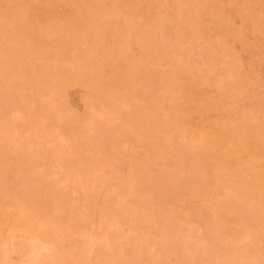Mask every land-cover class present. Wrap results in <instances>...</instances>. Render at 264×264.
Wrapping results in <instances>:
<instances>
[{
    "label": "rangeland",
    "instance_id": "rangeland-1",
    "mask_svg": "<svg viewBox=\"0 0 264 264\" xmlns=\"http://www.w3.org/2000/svg\"><path fill=\"white\" fill-rule=\"evenodd\" d=\"M21 1L25 2L30 8V20L33 23L32 32L36 39H38L36 31L47 29L50 26H56V28H58L60 26L68 27V25L72 23H78V25L89 24V21L85 18L82 11L93 13L97 5V7L100 6L106 9L110 6H114L113 4L116 3L115 6L122 9V12L119 13V9L118 13L120 15L123 13L121 15L122 18L119 17L122 19V25L120 24V26H124L126 21L132 24L134 18L139 21H136V23L140 24V30L146 28L149 23L157 21L156 19H159V17L161 18V16L162 19L164 17L171 18L168 20L164 18L168 23H171V21L177 22V24L179 23L180 29V27L186 26H183L186 23H182V21H186H184L185 18L182 16L192 10H194L195 15H198L196 11L198 9L202 10L204 7L200 5V8H198V3H200L201 0H198L199 2L197 0H116V2L113 0H20V2ZM82 1H85L82 6L83 10H81ZM189 1L193 5H190ZM219 1L220 2H218V0L216 1L219 5L215 3L216 8L218 5L221 7L219 8L222 11L217 8V13H214L216 10L212 7L213 10L210 9L212 10L210 13L203 15V18L205 17L203 21L207 20L204 24L209 22L206 24L207 29L205 28L206 32L209 34L205 32L206 34H204L203 37H199L197 34V37H193L194 33H192L193 35L189 36L193 38L183 35L185 37L184 40L186 37L190 39L182 46L184 64L181 65V70L185 77L176 82V84L179 83L180 85L177 84V86L175 85L176 87L174 86V88L169 90L168 97L164 100V108L160 104H157V110H154L156 106L153 107V109L151 107V109L154 110V114L156 113L158 119L157 123H163L165 125L163 127V132H154L153 136L161 139L164 132H166V135L168 134L170 138L167 142L168 147L165 145H163L165 146L163 147L160 143H164L160 142L158 144V149L155 150L156 155L155 153L153 154L156 158H154V170L151 174L152 178L156 179V182L154 183L151 181L146 186L150 188L154 185H162V187H157L158 192H156V188L155 191L154 188H152L153 191L148 196L150 197L148 201L151 205L148 206L151 209L145 206V212H148L146 213V217L139 216L137 217L138 220H136V216L134 215L135 218L133 219L132 214L130 215L124 207L126 204H122L124 197L127 195L125 187L133 180L136 172H138L137 166L130 160L134 155V149L131 148V145L136 142L139 132L144 134L148 132L146 128L141 130L133 128L132 122H123L122 117H129L135 110L134 106L124 101L122 97H107L118 109L117 113H111L112 111H109V104L107 102L100 99L101 101L97 100L95 103L96 99H98H95V95L97 94L89 91L90 87L88 89L86 85L73 84L68 86L62 98H59L60 94L56 90L46 89L43 94L37 97L39 103L43 102L44 105H42L41 108H39L40 104H37L38 107H35L37 106L36 104L35 106H31V109H28L29 114L26 113V116L18 112L12 113L11 118L14 126L10 129V132L16 136L17 142H6V144L3 145L2 143L5 142H2L1 139L0 145H3L6 153L10 154L14 152L18 141L23 144V146L19 144L20 146L17 148L22 149L21 147H23V151L27 154L23 152L26 156L25 159H27L30 164L33 163V165H31L33 167L32 176L41 177L48 186L50 185V190L52 189L51 192L56 194L55 199L57 198V200H54L55 204L59 206L60 204L63 205L64 201L59 200L62 197L63 200L66 199L64 204L70 205L71 203L73 206L79 207L78 214L81 221L80 225L78 224L79 227L67 231H59L57 237H52L47 234V229L44 226L39 227V229L35 231L31 226L26 225L22 220H25L27 215L19 217V215H17L19 209L16 205L13 204L9 206L8 211L10 215L8 219L0 221V264H66L68 262L67 260L71 259L73 264H158L163 258L166 259L167 264H232L233 261H230L232 256L224 257L227 256L226 250L234 252L233 259L237 258L238 261L240 260V262L236 261L238 264H246L248 259L251 264H264V237L262 242L258 245V247L260 246L256 256L258 261H252L250 257L251 249L249 248L251 238L248 232L250 231L251 233L253 229L249 227L251 231L248 228H242L239 223L241 226L240 228L234 217L235 215H230L232 220L229 223L233 222V228L231 224L228 223L224 225L225 229H223V227V230L221 229V233L224 234L222 236L226 238L224 242H219L217 244L216 242L218 241L211 238L213 235L211 232L209 233L208 228L210 225H205L209 223L210 218V221H213V217H215V219L217 217L216 214L218 212H216V207L218 206H214V203L219 201L217 204L221 206L225 205L224 203L228 204L234 199V196L236 197L235 190L243 187L245 177L249 176L247 170L251 169L249 164L252 157L251 153L249 151H244L243 148L240 145H236V143H234L235 145L226 144L219 133L221 128L223 129V127H226L232 129L236 127L241 119L248 120L251 122L252 126L255 125V127L256 124H262L264 126V0H240V2L236 0L238 4H244L243 7L252 4L253 6L251 5L250 7L254 11L248 10L247 13L246 10L248 8H245L246 10L243 9L242 6H240V8L241 10H245L243 11L244 14L247 13L251 15L250 13H256L258 18L255 15H251L253 16L251 17L245 14L246 16H244L242 11L237 10L239 5L236 6L235 0ZM195 5L197 6L196 9ZM189 6H192V8L190 9ZM193 6H195L194 9ZM185 8L190 9V11L187 9L188 12L185 11L184 13L183 11ZM16 9L17 3L15 0H0V23L7 25L11 21L13 22ZM204 9H206V7ZM179 15L184 20L180 18L181 21H178L180 19L176 21L175 17L177 18ZM110 19L111 18H109V20ZM130 19L132 20L130 21ZM222 19H224L223 22H230H228L230 28L226 31L227 35H225V41L224 39L221 41L222 39L219 38V32L223 25V22H221ZM109 20L104 21L108 22ZM254 20H257V22ZM219 23H221V25ZM214 25L218 26L214 27ZM89 27L91 28V25H89ZM217 28H219V31ZM134 29L136 30L137 28L134 27ZM181 30L183 31L184 29H180V31ZM137 31H139V29ZM184 31L180 32L178 35L181 36V34H184ZM0 32L1 39L4 34L2 32L4 31L1 30ZM9 34L12 37L13 45H17L16 47L21 46V35L15 30L10 31ZM61 35L62 33L60 32L54 33L48 31L45 38L58 39ZM110 37L111 36H108L105 41L99 40L98 43L104 47H117L118 44L110 45ZM175 38L176 37L170 39L169 43L171 44L174 42L173 40H178V38ZM78 39H80L79 35L76 37L75 41ZM2 42L3 41L0 42L2 46H0V50H5L7 46ZM170 44L168 45L172 48ZM168 45V52L170 51L171 56L176 57L177 55L172 52V49L170 50ZM82 47L86 48L88 46L83 44ZM33 48L34 46L31 45V48L28 50L27 61H29L31 57L33 58ZM8 51L9 50H5V52H3L6 53V55L8 54V57L6 55L4 57L3 53L0 55L1 68L12 67L9 66L11 63L6 65L7 59L8 61L12 59V57L9 59V54L12 53L11 55H13V52ZM72 52L78 51L73 49ZM131 54L135 61L141 62V56H143L144 59V49L138 42L132 44ZM207 59L209 61L212 60V62H208ZM213 61H215V63ZM76 62L80 63L81 60L78 59ZM54 65H56V62L53 61V59L49 57H39L35 63V67L36 70L42 71L43 69V71L41 74H39V71H36L38 74H34L37 76L35 77L34 74V76H29L31 80L28 79V81H36V78L39 77L38 75L42 76L44 72L52 71L55 67ZM154 67L162 73L159 78L160 81H165L168 78L167 73L169 72V67L150 65V68ZM48 68H51V70ZM111 73L112 71L109 66H105L101 70L102 77H110ZM32 79L34 81H32ZM25 80L27 81V79ZM99 80L102 81V79ZM0 81L2 83V80ZM110 86L111 84L109 83L105 85L106 88ZM33 87H35V85ZM153 89L154 87L149 85V83L144 81L141 82L140 90L146 94V98L139 102L141 105H151L154 100L152 95ZM89 92H92L95 97L89 96L91 94H89ZM59 99L68 112H66V114L71 117L69 118L71 123L69 120H66V123L70 124L66 126V129L65 126H62V128L59 127V125H62L60 123L62 120H60L58 122L59 125H57V122H54L55 119L49 116L50 108L54 109L57 107ZM51 105L54 106L52 107ZM43 107L45 109L43 110L44 112L41 110ZM45 107H47V109ZM43 113H45L46 117ZM74 117H76V120H80V126L85 125L83 126L85 129L90 127L88 124H91V122L93 123V121L96 120L101 121L102 123L99 124L102 126L100 127L106 131V133L107 131L119 129L121 125L125 123L127 131L132 133V135L131 137H122L125 139H120L117 155L115 154L116 156L113 158L117 163L108 164V167L103 165H99L98 167L96 165L101 163L99 160L101 158L103 159L104 153L102 152L105 151V149L101 150L98 148L102 147L103 144L99 146L97 143V145H93L95 144L92 143L94 141L86 142L87 140H85L86 136H83L84 134L81 135L83 138L79 135L80 138L78 137V139L71 140L70 129L73 124L72 121L75 120ZM77 117L79 119H77ZM91 117H93L92 120H90ZM89 120L90 123H88ZM62 123L65 124L64 120ZM95 127V130L100 129L97 124ZM65 130H69L68 133H66ZM91 133H94V131H91ZM7 134L8 132L0 127V138H3V136L5 137ZM204 135H206V138ZM203 137L205 140L208 139V143H212L213 141L220 142V146L215 149L217 156H225L229 147L234 151L230 160V166L228 165L227 169L219 171L216 177L211 178L212 183L216 184L217 192L213 191V193L215 192V196L213 193L211 194V192H209L208 196L211 194V200L216 198V202L214 203L209 200L210 198H207L209 200L208 202L206 199L202 201V199H199L200 197L192 193L191 190L189 191L188 188L191 184L189 182L190 179L187 177V179H185L184 175L182 176L184 177L183 179L182 177L174 179L171 176L166 177L162 172L164 171L163 169L176 165L175 160L176 158L178 159V157H175V153L177 152L178 143L186 144L190 141L200 142L203 140ZM105 138L107 139V137ZM83 139L85 141H81ZM106 139L104 140V138H102L103 141H107ZM78 141H81L82 144H79L83 145V147H79L78 144L75 146L74 143H78ZM251 141L253 142V140ZM108 142L107 146L112 143V141L110 143ZM105 146L106 143L103 148H105ZM174 148L175 153L172 152ZM159 151L161 152L160 154ZM157 153L159 156H157ZM141 155L145 156L146 151L142 150ZM89 157L93 158L96 162L94 168H92L88 162ZM71 160L76 161L73 162ZM70 161L71 163L73 162L72 165L74 164V167L78 168L81 172L84 171L83 173L93 169L94 175L90 183L93 182L92 186H94L90 191L91 196L89 197V200H93L91 201L93 203L90 207L86 206L87 203L84 198V179H82L84 174L83 176L78 175L74 177L68 169V167L71 166L69 163ZM16 164L17 163H14L15 166ZM110 165H115L114 169L120 168L117 170L119 176L108 175L110 170L108 172L107 170L112 167ZM207 166L209 169L212 167V165ZM236 168L241 169V172H235ZM196 169L197 168L194 167L192 171ZM263 172L264 163L256 162L252 167V173L262 174ZM184 173L186 175L189 171L186 172L185 169ZM193 173L194 172H191L190 175H194ZM19 176L20 179L25 178V176L20 173ZM9 181L11 180L9 179ZM195 189L199 190V187L195 186ZM153 192L155 193L153 194ZM59 194L61 196H59ZM158 194H163L165 201L162 202L163 198L160 195L158 196ZM67 200L70 202H67ZM209 202L214 205H210ZM109 204L112 205L114 209H111ZM132 206L131 209L135 208L134 204ZM106 210H108V212ZM159 213H163V215L170 217L171 223L177 230L174 241L166 239L167 237L165 235L164 237L163 234L161 235L158 231L159 226H157V222L160 220ZM154 214L158 215L159 218H157L158 216L156 215L154 216ZM193 214L194 216L192 217ZM149 215H151V217ZM200 215H205V217L202 218ZM152 217H156L158 221L155 219L154 222V218ZM259 217L263 219L264 216ZM205 220L206 223H204ZM135 222L139 224L136 225ZM235 227L242 229L241 239L239 241L232 235V232L236 230L238 233V229ZM234 228L235 230H233ZM231 230L233 231L231 232ZM228 231L231 233L228 234ZM157 232H159V234H157ZM210 239H212V241ZM136 241L138 242L136 243ZM208 241L211 244H208ZM133 242L137 245L135 246ZM33 243L41 248V250L39 248L40 251L38 250L35 255L29 252L34 246ZM30 244L33 245L31 246ZM206 245L208 247L211 245V247L208 248ZM29 246L31 247L30 249ZM132 246L135 249L132 248ZM246 246L250 251L246 249ZM27 247L29 251L26 250ZM203 247L208 249L209 252H212V254H210V259L207 258L208 256H204L203 259L201 255L203 252L202 249H205ZM25 250L26 252L24 254ZM68 250L70 251L69 254L71 253L70 255H68ZM130 250L135 254H130ZM244 260L246 262H244Z\"/></svg>",
    "mask_w": 264,
    "mask_h": 264
},
{
    "label": "bare ground",
    "instance_id": "bare-ground-1",
    "mask_svg": "<svg viewBox=\"0 0 264 264\" xmlns=\"http://www.w3.org/2000/svg\"><path fill=\"white\" fill-rule=\"evenodd\" d=\"M113 1L116 2V0ZM216 1L217 0H201L200 3H198L199 2L198 1L197 2L198 8H200L199 7L200 5L204 6V7L201 6L203 7L202 10L198 9L199 11L198 10L196 11L198 15H195L194 10H192L194 15L192 14V11H190L192 6L191 7L189 6L190 9L187 8L188 11L190 12H188L186 8L184 11L182 10L184 13L185 11L188 12L184 16L181 15L183 18H185V20L182 19L180 15L177 18L175 17L176 21L177 19L180 18L186 21V22L182 21V23H186L183 26L185 25L186 26L180 27V29L185 30V31L183 30L184 34H181V36L178 35L180 34V32H183L182 30L180 31L179 29V23L177 24V22L174 21L172 22L171 20H170L171 23H168L167 20L171 18L164 17L165 19L167 18V20L165 21L164 18L162 19V16L161 18L159 17V19L157 18L156 19L157 21L153 23H149V25L142 30H140L139 28L141 27L140 24L136 23V21L138 20L134 18L133 20L130 19V21L132 20L134 23L132 22L131 24L129 21L128 22L126 21V24L124 26H120V24L122 25L121 22L122 19H120L119 17H121L123 13L121 15L119 14L122 12L121 11L122 9H120L118 6H115L116 5L115 3L113 4L114 6H110L109 8L106 9H103L100 6L97 7L98 6L97 5L96 8L94 7L95 11L93 13H90L89 11H82L85 15V18L89 21V24L78 25V23H72L69 24L68 27L60 26L58 28H56V26L54 27L50 26L47 29L36 31L38 35L37 36L38 39H36L33 36V32H32L33 23L30 20V13H29L30 8L28 7V5L25 4V2L23 1L20 2V0H15V2L17 3V9L14 13L13 22L11 21L7 25L5 24L3 25V23H0V26L3 28L2 29L0 27L1 28L0 31L1 30L4 31L2 32L4 34L3 37L0 39V42L3 41L2 43L7 46V48L5 47V50H9L10 52H13V55H11L12 53L9 54V59H11L10 57H12V59L10 60L11 62L8 61V59L7 62L5 61L6 65L11 63L9 66L12 67L11 68L0 67V78H1L0 80H2V83L0 81V127L6 132H8V134L5 137L3 136V138H0V140L2 139L1 140L2 142H5L2 144L4 145L6 144V142L7 143L17 142L16 136L10 132V129L14 126V123L11 118L12 113L18 112L21 113V115L23 114L24 116H26L25 114L26 113L29 114L28 109H31V106H35V104L36 105L40 104L39 108H41V106L44 105V103L43 102H42L43 104L39 103L37 97L38 95L43 94L46 89H50V90L54 89V91L56 90L60 94L59 98H62L63 95L66 93L68 86L73 84L86 85L88 89L90 87L89 91H92L94 94L95 93L97 94L95 95L96 96L95 97L92 94V92H89V94L91 93L89 96L93 98L95 97V99L98 98L96 99L95 103L97 102V100L99 101L100 99L102 101L107 102L109 104V111L110 112L112 111L111 113H115V112L117 113L118 109L115 105L112 104L111 101L108 100L107 97H113V96L117 98L122 97L124 101L129 103L131 106L135 107V110L132 112V114L129 117H122L123 122L125 123L132 122L133 128H137V130L146 128V131H148V132L145 131L146 132L145 134L139 132L136 142H134L131 145V148L134 149V155L130 160L133 161L134 164L137 166L136 168L138 172H136L133 180L125 187L127 195L124 197L122 204L123 205L126 204L124 205V207L126 208V211L130 215L132 214L133 219L135 218V216H136V220H138L137 217L139 216L146 217V213L148 212L147 211L145 212L146 209L145 206L149 207L148 205H150V202L148 201L150 197L148 196L153 191L152 188H154V191L156 188V192H158L157 187L159 188L162 187V185L159 186L154 185L156 187L153 186L150 187L151 188L150 189L146 186L151 181H153L154 183L156 182L155 181L156 179L152 178V174H151V172H153L154 170V163H155L154 158H156L155 156H153V154L155 153L156 155L155 150L158 149L159 146L158 144L160 142L164 143V144L160 143V145L162 146L165 145L166 147H168L167 142L169 141L170 138L168 134L166 135V132H164L161 139H158L157 137L153 136L154 132L155 133L158 131L163 132V127L165 126L163 123H157L158 119L156 113L154 114V110H157V104H160L164 108V100L168 97L169 90L174 88L175 85L177 86V84H179V83L176 84L178 80H182V78L185 77L183 71L181 70V65L184 64L182 46L183 44L186 43V41H188V39H190L188 37H191L193 35L192 33H194L193 37H197L196 34L199 37L200 36L203 37V35L207 33L206 24L209 22H206V24H204L205 21L207 20L203 21V19H205V17L203 18V15L210 13V11L213 10L212 7L215 8L214 10H216L215 12L214 11L213 12L217 13L218 11L217 8H219L220 6H218L219 3H217ZM84 2L85 1H82L81 3V10H83L82 6L84 5ZM218 2L220 1L218 0ZM215 3L218 4L217 8ZM235 3L237 4L236 6L239 5L238 9L237 7L236 9L238 11H242V13L243 11L246 10L245 8H248L246 12L248 10H253L250 7L252 4L250 6L245 4L246 7L245 6L243 7L244 4L240 5L242 3L238 4L236 0ZM190 5L193 4L190 3ZM195 6H193V9ZM240 6H242V8L245 10L243 9L241 10ZM205 7L206 9H204ZM196 8L197 6L195 7V9ZM118 10L120 11L119 13ZM247 13L245 14L249 15ZM245 14L244 16H246ZM250 14L257 16L256 13L255 14L250 13ZM109 18H111L110 19L111 21L109 20ZM257 18H253V19H257ZM181 19L178 21H181ZM104 20H109L110 22ZM223 20L224 19H222L221 22H223ZM228 22H223L222 28L219 32L220 33L219 38L222 39L219 40L221 41H223V39L225 41L226 38L225 35H227L226 31L228 28H230L229 27L230 22L229 23ZM255 22H257V20ZM219 24L221 25V23ZM89 25H91V28L89 27ZM215 26L218 25H214V27ZM134 27L137 29L135 30ZM138 29L139 31H137ZM218 29L219 28H217V30ZM12 30L17 31L21 35L22 40L20 42L21 43L20 44L21 46H19L20 48L16 47L17 45H13L12 37L9 34L10 31ZM48 31L54 33L60 32L62 33V35L58 39H47L45 38V36L48 34ZM78 35L80 36V39L75 41ZM183 35H187L188 37H186V39L184 40L185 37ZM108 36H111L110 45L118 44L117 47L116 46L113 48L104 47L98 43L99 40L105 41ZM173 37H176L175 39L178 38V40H173L174 42L170 44L169 43L170 39H173ZM134 42H138L140 46L144 49V59L143 56H141L142 57L141 62L135 61V59H133V56L131 54L132 44ZM83 44H86L88 47L83 48L82 47ZM168 44H170L172 48H170ZM31 45L34 46L33 48L34 55H32L33 58L32 57L31 59L28 58L29 61H27L26 60V58L28 57L27 53L29 48H31ZM167 45L170 48V50L172 49V52H174L177 55L176 57L171 56L170 51L168 52L167 50ZM73 49L77 50L78 52L73 53L72 52ZM5 50L1 49L0 55L3 52H5ZM3 54L5 57L6 53ZM6 56L8 57V54ZM39 57H49L56 62V65H54L55 67L53 68L52 71L49 72L46 71L43 73L42 76L38 75L39 77L36 78V81H34L33 79L32 81L34 82L28 81V79L31 80L29 76H34L35 75L34 73L38 74V72L36 71L39 70H36L35 63ZM78 59L81 60L80 63L76 62L78 61ZM207 61L212 62V60L209 61L208 59ZM213 62L215 63V61ZM214 63H210V64H214ZM150 65L153 66L162 65L169 67L168 69L169 72L167 73L168 78L165 81H160L159 78L161 77L162 73H160L156 67L150 68ZM105 66H109L111 68L112 73L110 77L101 76V70ZM48 69L51 70V68ZM42 71H39L40 72L39 74H41ZM36 76L37 75H35V77ZM25 79H27V81ZM99 79H102V81H100ZM142 81L149 83V85H152L154 87L153 89L154 91L152 92V95L155 101L153 100L151 105L150 104L141 105L139 103L141 100L146 98V94L141 92L140 90ZM108 83L111 84V86L109 88H106L105 85ZM34 85L35 87H33ZM38 105L35 107H38ZM151 107L152 109L153 107H155L156 109L154 108V110H152ZM45 108L47 109V107ZM41 110L42 112H44L43 111L45 110L44 107ZM66 112L67 111L65 110V108L62 105V102H60L59 99L57 103V107H55L54 109L50 108L49 110L50 115L49 114L48 115L55 119L54 122H57V125H59L58 122L60 120H62V122L64 120L66 125L60 122L62 125L61 126L59 125V127L62 128V126H65L66 129V126L70 125L66 123V120H69V118H71L69 115L66 114ZM43 115H45V113H43ZM74 118L75 120L72 121L73 124L71 125V129L69 128L71 130L70 132L72 137L71 140L73 141V139L74 140L78 139L80 135L81 138H83V136H86L85 139L87 140L86 142L94 141L92 142L95 143L93 145L98 144L99 146H101L103 144L102 147L98 148L101 150L105 149V151L102 152L104 153L103 159L101 158L99 160V162H101L102 164L98 163L96 166L99 167V165L101 166L103 165L105 167L106 166L108 167V164H114L116 161L115 159L113 160V158L117 155L116 153L119 148L118 143L120 139L122 140L125 139L122 137H131L132 135V133L127 131L126 128L127 126L125 125V123L122 124L119 129L115 131H109V132L107 131L106 133V131H104L100 127L102 126L101 124H99L102 123L101 121H97V120L93 121V123L91 122V124H88L90 125V127L88 128L87 125L86 127L88 129H85L83 127L85 125L80 126L79 124L80 120L78 121L76 120V117ZM92 118L93 117H91L90 120H92ZM77 119L79 118L77 117ZM90 120L88 123H90ZM69 121L71 123V120ZM96 124L99 126L98 128L100 129L95 130ZM253 126L251 122H249L248 120L241 119V121L238 122L236 127L232 129L223 127V129L221 128V131L219 132L220 135L223 137L222 140L225 141L226 144L235 145L234 143H236V145H240L244 151H249L252 155L249 163L251 169L247 170V172H249L248 173L249 176L245 177L243 187L238 190L237 189L235 190L236 197L234 196V199H232L228 204L224 203L225 205L220 206L219 204H217L219 203V201L217 203H214L216 202V198L215 199L212 198L213 200H211L210 198L213 191L217 192L216 184L212 183L211 178L216 177L219 171L223 169H227L228 165L230 166V162H231L230 160L234 153V151L231 150L232 148L229 147L225 156L224 155L217 156L215 149L216 147L220 146L219 141H213L212 143L211 142L208 143L209 138L207 136L208 139H206L207 140L206 141L205 140L206 135H204L205 138L203 137V140L200 142L190 141L186 144L178 143L177 152L175 153V148L173 149L174 151L172 152L175 153L176 156L175 155L174 156L178 157L179 161L176 158V160L178 161L177 162L175 160L176 165L174 167L170 166V168H166L167 170L163 169L164 171L162 172L163 174L166 175V177L171 176L174 179L181 178L184 175L185 179L187 178L190 179V181L187 180L191 183L189 187L190 189L188 188L189 191L191 190V192L197 195L198 197H200L199 199H202V201L206 199V201L208 202L210 200L211 202L213 201V203L215 204L214 205L211 202H209L210 205L218 206L216 207L217 208L216 212H218L216 214L217 215L216 219L215 217H213L214 220L210 221L211 218L210 219L208 218L209 223L207 221L208 224H205V225H210V227L207 226L210 228V229L208 228L209 233L211 232L213 235V237L211 238H213L215 241H218L216 242L217 244L219 242H224L226 240L225 236H222L224 234L221 233V229L222 227L223 229H225L224 225L231 222L232 218L230 217V215L231 216L235 215L234 217L236 219V222L238 223V226L241 225L242 228L244 227L246 229L252 227L253 231L249 229L252 232L251 233L250 231L248 232L250 234L249 237L251 238L250 241L251 247L248 244L251 251L250 249H248L247 247L248 245L246 246L247 247L246 249L250 251L251 260L255 261L258 259L256 257L258 253V248L260 247V246L258 247V245L260 242H262L264 237V217L263 219L259 217V216H264V172L262 174L252 173V167L256 162L264 163V131H263L264 126L262 124H256V127L255 125ZM65 131L66 133H68L69 130L68 131L65 130ZM91 131L92 132L94 131V133H91ZM82 134L84 135L81 136ZM105 137H107V139ZM102 138H104V140L106 139L107 141H103ZM85 140L83 139L81 141H85ZM251 140H253V142ZM81 141L80 142L78 141V143H74L75 146L78 144L79 147L80 146L83 147V145H80L82 144ZM111 141L112 143H110ZM107 142L110 143L108 146H107ZM105 143L106 146L105 148H103ZM19 144L21 143L18 141L17 146L14 149V152L10 154L6 153V151L4 150L5 147L3 145H0V221H5L6 219H8V216L10 215V212L8 211V207L14 204L19 209V212L17 213L19 217H22V215H27L25 217V220H22L26 223V225L31 226L35 231L39 229V227L44 226L47 229V234L49 236L57 237L59 231H67V230L75 229V227H79L78 224L80 225V221H81L79 219V214H78L79 207L73 206L71 203H70L71 206L69 204L68 205L64 204L66 199L64 198L65 200H63L62 197L59 200L64 201V203L62 202L63 205L60 204L59 206L58 204L54 203V200H57V198L55 199L56 194H54V192L53 193L51 192L52 189L50 190L49 187L50 185L48 186L47 183H45L41 177L32 176L33 167L31 165H33V163L30 164L27 161V159H25L26 153L23 151V147H21L22 149L17 148L18 146H20ZM21 146H23V144H21ZM142 150L146 151L145 156L141 155ZM160 153L161 152L159 151V154ZM157 156H159L158 153ZM71 161L69 162L71 166L68 167L69 172L73 174L74 177L75 176L77 177L78 175L83 176L84 174L83 178L81 177L82 179H84V183H83V188L85 191L84 198L87 203L86 206L90 207L92 206L93 203L91 202L93 200H89V197L91 196L90 191L94 186V185L92 186L93 182L90 183L92 180V176L94 175L93 169H91V171H85V173H83L84 172L83 170H82L83 172H81L78 168L74 167L75 166L74 164L72 165V163L75 162L76 160H74L72 163ZM88 162L91 165V167L94 168L95 166L94 164L96 162L93 160V158L89 157ZM14 163H17L16 166L14 165ZM207 165H212V167L209 169ZM110 166L109 167L111 169L107 170V172L110 170L108 175L111 176L116 175V177L119 176V172L117 170L120 168L114 169L115 165H110ZM194 167H196L197 169L192 171V168ZM185 169L186 172L189 171V173H186V175L184 173ZM191 172H194L193 173L194 175H190ZM235 172L240 173L241 169L236 168ZM19 173L24 175L25 178L20 179ZM183 178L184 177H182V179ZM9 179L11 181H9ZM195 186L199 187V190L195 189ZM209 192H211V194L208 196ZM215 192L213 193L214 196H215ZM154 193L155 192H153V194ZM159 195L160 194H158V196ZM59 196L61 195L59 194ZM160 196H162L163 198V194H161ZM207 198L210 199L208 200ZM163 201H165L164 198L162 199V202ZM67 202L70 201L67 200ZM133 204L135 205V208L131 209V206ZM109 206L111 207V209H114L112 208V205L109 204ZM214 206L212 207L214 208ZM108 207L107 209L109 210ZM108 210L106 211L108 212ZM155 215L156 214H154V216ZM149 216L151 217V215ZM159 216H160L159 221L156 219V217L155 218L152 217L154 218V222L155 219L158 221L157 222L158 223L157 226H159L158 231L161 233V235L162 234L163 236L165 235L167 237L166 239L174 241L177 230L171 223L170 217H168L167 215H163V213H159ZM159 216L157 218H159ZM193 216L194 214L192 215V217ZM207 216L211 217L209 215ZM200 217L203 218L205 217V215H200ZM204 223H206V220ZM232 223H229L231 224V227L233 225ZM235 228L233 230H235ZM240 228H237L238 233L236 232L237 230L234 232H232L233 230H231L232 235H234L235 239L238 241L241 239V233H242L241 232L242 229ZM135 229L137 230L136 226ZM159 232H157V234H159ZM231 232L228 231V234ZM210 240L212 241V239ZM209 241L208 244H211ZM137 242L138 241H136V243ZM133 244H135V242H133ZM136 245L137 244H135V246ZM34 246L32 247V249H30L31 247L29 246L30 251L28 250V247L26 249L30 252V254L32 253V255L33 254L35 255V253H37L40 248V246L37 247L38 245L36 246V244H34ZM209 246L211 247V245ZM206 247L208 246L206 245ZM132 248L134 247L132 246ZM26 250L24 251V254ZM28 251L27 253L29 254ZM202 251L203 252L201 253V255L203 259L204 256H208L207 257L208 259L211 258L210 254H212V252H209V250L206 248L202 249ZM226 251H227L226 252L227 256L224 257L232 256V258L230 259V261L231 260L233 261V263L231 262L232 264L235 263L238 264L237 262H240V260L238 261L237 258L235 257L234 258L236 260L233 259L234 252H231L230 250H226ZM67 252L68 255L71 254V253L69 254L70 252L69 250ZM130 254L133 255L135 253L132 252V250H130ZM71 260H67L68 262L66 261L67 262L66 264H73V261ZM244 262L246 261L244 260ZM158 264H167L166 259L163 258ZM246 264H251L249 259L246 262Z\"/></svg>",
    "mask_w": 264,
    "mask_h": 264
}]
</instances>
